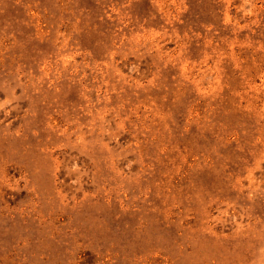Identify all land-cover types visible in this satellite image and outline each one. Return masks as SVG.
I'll list each match as a JSON object with an SVG mask.
<instances>
[{
    "label": "rangeland",
    "instance_id": "obj_1",
    "mask_svg": "<svg viewBox=\"0 0 264 264\" xmlns=\"http://www.w3.org/2000/svg\"><path fill=\"white\" fill-rule=\"evenodd\" d=\"M0 264H264V0H0Z\"/></svg>",
    "mask_w": 264,
    "mask_h": 264
}]
</instances>
